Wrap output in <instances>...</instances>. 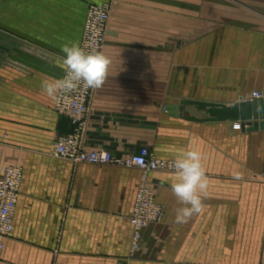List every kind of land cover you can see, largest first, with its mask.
Wrapping results in <instances>:
<instances>
[{"label": "crops", "instance_id": "0c3cea01", "mask_svg": "<svg viewBox=\"0 0 264 264\" xmlns=\"http://www.w3.org/2000/svg\"><path fill=\"white\" fill-rule=\"evenodd\" d=\"M105 1L0 0V178L7 166L23 169L2 264H264V181L251 176L264 168V128L189 120L201 117L193 107L164 110L264 91V0L113 1L102 50L109 75L93 91L82 146L116 156L146 146L169 159L193 146L209 179L202 212L177 224L174 174L150 172L164 216L132 254L141 171L54 156L56 140L74 127L41 88L45 78H63L62 46L79 44L89 5ZM191 23L194 48L184 41Z\"/></svg>", "mask_w": 264, "mask_h": 264}, {"label": "built area", "instance_id": "2783aa9c", "mask_svg": "<svg viewBox=\"0 0 264 264\" xmlns=\"http://www.w3.org/2000/svg\"><path fill=\"white\" fill-rule=\"evenodd\" d=\"M109 16L108 2L89 5L79 42L82 48L103 50ZM93 91V89L81 88L72 93L62 94L54 101L55 111L67 116L74 130L56 140L52 154L76 164L135 167L141 171V183L129 217L132 227L131 253H133L139 247L142 231L151 224L161 222L164 215L163 207L156 199V185L148 179V174L152 171L174 172L172 167L174 161L157 158L146 146L141 147L136 154L123 156L113 155L108 150L85 149L81 144V135L85 129ZM254 99H264V91L252 92L250 100ZM233 124L239 129L246 126V123L243 124L241 121L233 122ZM22 177V167L15 165L4 168L0 178V264L3 262L4 239L13 229V218Z\"/></svg>", "mask_w": 264, "mask_h": 264}, {"label": "clouds", "instance_id": "9594fccd", "mask_svg": "<svg viewBox=\"0 0 264 264\" xmlns=\"http://www.w3.org/2000/svg\"><path fill=\"white\" fill-rule=\"evenodd\" d=\"M61 51L65 54L58 61L63 69V78H45L41 83L44 93L52 100L62 94L78 89H100L103 87L111 65V60L97 48L86 50L78 43L65 44ZM202 153L193 146L181 151L174 160L173 182L170 190L180 207L175 209V222L187 223L193 215L202 212L203 197L207 195L209 179L202 163ZM239 179V176H236Z\"/></svg>", "mask_w": 264, "mask_h": 264}, {"label": "water", "instance_id": "95a60500", "mask_svg": "<svg viewBox=\"0 0 264 264\" xmlns=\"http://www.w3.org/2000/svg\"><path fill=\"white\" fill-rule=\"evenodd\" d=\"M187 107H193L201 117L190 115L186 118L193 121H241L246 126L242 129L255 131L264 128V99L239 100L231 104L212 103L188 100L182 101L180 105L165 106L164 110L176 115L184 113ZM119 264H125L120 261Z\"/></svg>", "mask_w": 264, "mask_h": 264}, {"label": "rangeland", "instance_id": "374dc122", "mask_svg": "<svg viewBox=\"0 0 264 264\" xmlns=\"http://www.w3.org/2000/svg\"><path fill=\"white\" fill-rule=\"evenodd\" d=\"M113 1L114 0H108V1H105V2H108L109 3V5H110V16H109V21H110V17H111V13H112V4H113ZM105 2H103V3H105ZM93 4H97V3H93ZM98 4H102V3H98ZM91 5V4H90ZM175 10V13H176V8L174 9ZM190 12H191V17H192V15L193 14H197L196 12H197V8L196 7H191L190 8ZM108 24H109V22H108ZM196 25V24H195ZM192 26H193V23H191V30H190V40L189 39H184V41L186 42V44L188 43L189 44V46L190 47H192V48H194V47H196L197 46V40H196V38L193 36L194 35V32L192 31V29H194V28H192ZM181 31L179 32V34L177 35H175V38H174V47H176L178 44V41H179V44H180V42H182L183 40H182V35H181ZM238 59L239 60H244L245 59V55H238ZM241 65H244V64H241V63H239V68H240V66ZM191 81H192V84H197L196 82H197V72H194V71H192L191 72ZM192 90V89H191ZM254 92V91H253ZM252 94V93H251ZM189 110V109H188ZM195 113L196 111L195 110H192V109H190V114H192V113ZM199 113H196V115H198ZM232 128L233 129H239V128H237V127H235L234 126V124H232ZM177 156H178V151L177 150H174V157L172 158V159H169V158H165V151L164 150H161V156H160V159H162V160H175L176 158H177ZM157 158H159V157H157ZM166 173H170V174H174V172H166ZM251 176L253 177V179L255 180V179H257V180H260V181H264V168H263V170H261V171H255V172H253V174H251ZM162 207H163V210H165L164 209V206L162 205ZM164 216V215H163ZM163 219V218H162ZM142 239V238H141ZM140 242H141V240H140ZM140 245V244H139ZM139 248V247H138ZM130 253H131V244H130ZM132 254V253H131Z\"/></svg>", "mask_w": 264, "mask_h": 264}]
</instances>
